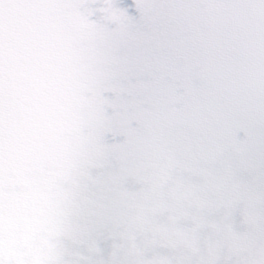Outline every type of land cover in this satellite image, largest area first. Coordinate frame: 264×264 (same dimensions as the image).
<instances>
[{
	"label": "snow or ice",
	"instance_id": "snow-or-ice-1",
	"mask_svg": "<svg viewBox=\"0 0 264 264\" xmlns=\"http://www.w3.org/2000/svg\"><path fill=\"white\" fill-rule=\"evenodd\" d=\"M0 264H264V0H0Z\"/></svg>",
	"mask_w": 264,
	"mask_h": 264
}]
</instances>
